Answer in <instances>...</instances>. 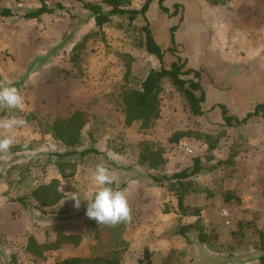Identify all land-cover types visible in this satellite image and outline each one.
<instances>
[{"label":"rangeland","instance_id":"obj_1","mask_svg":"<svg viewBox=\"0 0 264 264\" xmlns=\"http://www.w3.org/2000/svg\"><path fill=\"white\" fill-rule=\"evenodd\" d=\"M101 2L0 0V9L13 11L0 16V86H15L25 99L23 111L0 108V119L26 121L11 133L0 129L15 137L10 151L0 153V264H57L72 257L260 264L264 118L228 125L219 105L243 119L264 103V0H165L170 13L153 0L146 16L131 21L115 14L99 27L84 5ZM43 3L53 12L24 17ZM143 3L131 0L129 8ZM147 24L165 51L163 64L146 49ZM178 56L200 73V79L183 78L201 82L204 114H194L186 96L164 79L159 119L149 127L126 125L123 92L140 89L151 70L169 67ZM77 113L85 125L79 142L69 145L53 127ZM87 148L100 154L52 156ZM98 164L110 170L112 187L125 192L130 221L108 226L87 217L85 199L98 187L92 181ZM195 167L201 170L186 179L165 178ZM53 181L62 198L40 204L34 190ZM74 191L80 192L79 209L70 199Z\"/></svg>","mask_w":264,"mask_h":264},{"label":"trees","instance_id":"obj_2","mask_svg":"<svg viewBox=\"0 0 264 264\" xmlns=\"http://www.w3.org/2000/svg\"><path fill=\"white\" fill-rule=\"evenodd\" d=\"M165 0H159L160 8L164 13H170V9L165 6ZM131 0H102L99 3H86L84 6L86 9L94 14L97 26L102 27L103 25L111 22L112 15L120 14L127 15L131 21H134L139 15L146 16L150 10L153 0H144L143 5L139 9H130ZM104 5L109 7L108 11H105ZM53 12V9L49 8L45 3L34 11L25 14L27 19L39 18L41 15ZM179 5H175L173 15L178 14ZM0 16L10 17L13 16V11L9 8L0 9ZM146 32V49L149 53L155 55L163 64L165 51L158 44L152 34L150 26L147 24L145 27ZM176 26L171 28V42L172 47L168 48V51L172 54L176 52V39L174 31ZM186 61H183L181 57H177L169 67L162 65L160 70H151L145 80L142 82L140 89L138 90H127L123 92V107L125 114L126 125H131L136 121H140L145 127L151 126L160 117V94L162 92V82L164 79H169L173 85L186 96L188 99L191 110L196 115H203L204 110L202 104L205 102L206 94L200 81L193 79H185L184 76L194 75L197 79H200V73L194 69H186ZM196 92H200L199 95ZM222 111L223 119L228 125L233 123L243 124L254 116L261 115L264 118V103L257 104L254 112H249L243 119L236 118L229 115L228 109L224 104L219 105ZM85 125V119L80 114H74L70 118L61 119L54 124L55 133L57 136L65 141L69 145H75L79 142L80 133ZM100 154V151L96 148H87L83 151L72 150L64 153H52V156L59 158H66L73 155H80L82 157ZM157 162L152 165L156 166ZM201 170L200 167H195L192 173L188 171H181L173 174L171 177H165L167 179H186L190 174H196ZM56 182L53 181L50 184H44L37 187L33 192V197L37 202L42 205L51 206L59 202L62 198V193L58 190ZM22 203L23 199H19ZM181 206H183V198L179 199ZM66 239L73 237L66 236ZM33 244L37 247L42 248V245L36 243L33 239ZM264 242V241H263ZM57 244H51L55 246ZM264 248V245H263ZM40 254V253H39ZM118 260L113 258H81L72 257L59 261L57 264H119ZM260 264H264V255L260 257Z\"/></svg>","mask_w":264,"mask_h":264},{"label":"clouds","instance_id":"obj_3","mask_svg":"<svg viewBox=\"0 0 264 264\" xmlns=\"http://www.w3.org/2000/svg\"><path fill=\"white\" fill-rule=\"evenodd\" d=\"M25 99L15 86H0V108L23 111ZM26 121L19 116H9L0 119V129L11 133L13 129L23 127ZM15 144L13 135L0 133V153H8ZM26 148L27 145H24ZM92 181L97 185L93 195L85 199L88 201L86 215L95 220L99 225L115 226L131 219V207L124 191L112 187L114 180L108 168L96 165ZM70 199L74 201V207L81 206L79 191L71 192Z\"/></svg>","mask_w":264,"mask_h":264},{"label":"built area","instance_id":"obj_4","mask_svg":"<svg viewBox=\"0 0 264 264\" xmlns=\"http://www.w3.org/2000/svg\"><path fill=\"white\" fill-rule=\"evenodd\" d=\"M186 151L188 153H192L193 150L190 147H187ZM221 214H222L223 219H225V223L229 225L231 223V215L229 211L227 209H223Z\"/></svg>","mask_w":264,"mask_h":264}]
</instances>
